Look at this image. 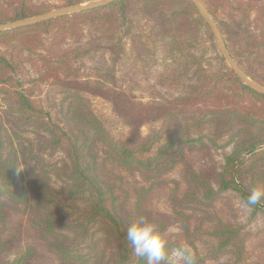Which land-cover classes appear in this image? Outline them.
<instances>
[{"label": "trees", "instance_id": "1", "mask_svg": "<svg viewBox=\"0 0 264 264\" xmlns=\"http://www.w3.org/2000/svg\"><path fill=\"white\" fill-rule=\"evenodd\" d=\"M54 1L0 0V24L92 0ZM203 1L264 87V0ZM2 46L0 264H147L126 239L140 216L195 264H264V229L221 208L223 193L246 202L264 186V95L217 53L192 1H116L0 32ZM32 59L38 74L22 80ZM212 149L231 150L221 167ZM248 206L264 211V198Z\"/></svg>", "mask_w": 264, "mask_h": 264}, {"label": "rangeland", "instance_id": "2", "mask_svg": "<svg viewBox=\"0 0 264 264\" xmlns=\"http://www.w3.org/2000/svg\"><path fill=\"white\" fill-rule=\"evenodd\" d=\"M95 1H98V0H92V1H89L87 3L95 2ZM229 1L234 5V4H237V1L238 0H229ZM36 2L37 3L45 2V3L56 4L54 0H51V1L36 0ZM202 3L204 4V6L206 7V9L208 10V8H207V6H206V4H205V2L203 0H202ZM234 7H236V6H234ZM60 8H63V7H60ZM60 8H56V9H53L51 11H54V10H57V9H60ZM224 9H227L228 10V9H230V6H228V5L225 4ZM51 11H49V12H51ZM49 12H47V13H49ZM208 12H209V10H208ZM228 12H230V11L228 10L225 14L228 15ZM44 14H46V13H44ZM209 14H210V12H209ZM225 14H223V13L220 14V17L219 18L220 19L222 18L224 20H227L228 17ZM211 17L213 18L212 15H211ZM213 20L215 21L214 18H213ZM216 24H217V22H216ZM208 28H209L210 33L212 34L209 26H208ZM212 36H213V34H212ZM213 39H214V43L216 45L217 53L221 56L220 51H219V48H218V45L216 43V40H215L214 36H213ZM0 49L2 51H4L5 50V47L2 46V47H0ZM25 56H27V55H25ZM26 59H28V56L26 57ZM33 62H34L33 59H32V61H29L28 60L26 62L25 70L22 72V74L20 76V78L22 80H29V78L36 77L37 76V74H38L37 73V68L34 66V63ZM225 62H226V60H225ZM94 64H95V62L91 63L90 66L91 65L94 66ZM226 64L228 65L227 62H226ZM228 67H229V65H228ZM88 68H89V66H88ZM83 73L86 76V74H91L92 75L94 72L91 69H87V70H85V72L83 71ZM46 95H47V88H45V86H42L41 89L40 90H37V92H36V99H37V101L39 103H42L43 105H45L47 103V100H46V97L47 96ZM145 101H147V100H145ZM94 104H95V106H96V108L98 110H102V111H104L106 113H110V106L105 101H103V100H96V101H94ZM156 127H157L156 124H153V125L147 124V125H145L142 128V133L144 135H146V134L149 133V130L151 128L154 129ZM225 152L226 153H230L231 150L228 149ZM225 152H223V151H216L215 149H212V153H211L210 157H206V160H209L210 158H212V159H214V163L217 164V168L218 167H221L224 164V158H225V155H226ZM192 154L195 155V156H197L200 160L202 159L201 155L198 154L197 151H193ZM221 202H222L221 203V208L226 213V216H227L228 220L231 223H233L234 225L243 227L246 231H248V232H250L252 234H256V233H258V232H260L261 230L264 229V211H257V212H255L250 206H245V202L243 201V199L241 198V196L238 193L233 192V191H228L226 193H223L222 194V200H221Z\"/></svg>", "mask_w": 264, "mask_h": 264}, {"label": "clouds", "instance_id": "3", "mask_svg": "<svg viewBox=\"0 0 264 264\" xmlns=\"http://www.w3.org/2000/svg\"><path fill=\"white\" fill-rule=\"evenodd\" d=\"M264 198V186L258 185L247 197L245 206L255 205ZM126 239L133 254L146 258L147 264H195V258L187 248L169 250L165 232L157 224L146 218L136 217L129 224Z\"/></svg>", "mask_w": 264, "mask_h": 264}, {"label": "water", "instance_id": "4", "mask_svg": "<svg viewBox=\"0 0 264 264\" xmlns=\"http://www.w3.org/2000/svg\"><path fill=\"white\" fill-rule=\"evenodd\" d=\"M116 1H121V0H98L95 2L79 4L75 6L63 7V8L51 11L49 13L39 15V16H35V17H31V18H27V19L15 21V22H8L5 24H0V32L17 30V29H21L24 27L33 26V25L42 23L44 21L58 18L61 16L73 15L76 13L100 8V7L106 6ZM190 1H192L195 4L200 15L203 17L207 25L210 27V30L218 45L220 54L226 60L231 70L241 79V81L246 86H248L249 88H251L257 93L264 95V87L253 83L247 77V75L243 72V70L238 66V64L234 61L233 57L231 56L226 46V43L224 41V38L222 36V33L218 25L216 24V22L213 20V18L209 14L208 10L202 3V0H190Z\"/></svg>", "mask_w": 264, "mask_h": 264}]
</instances>
